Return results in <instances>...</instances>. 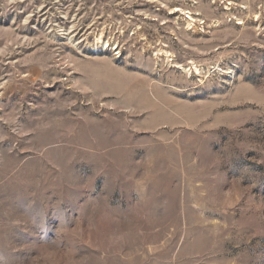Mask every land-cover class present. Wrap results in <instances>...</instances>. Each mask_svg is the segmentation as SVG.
Returning <instances> with one entry per match:
<instances>
[{"label":"rangeland","instance_id":"374dc122","mask_svg":"<svg viewBox=\"0 0 264 264\" xmlns=\"http://www.w3.org/2000/svg\"><path fill=\"white\" fill-rule=\"evenodd\" d=\"M0 264H264V0H0Z\"/></svg>","mask_w":264,"mask_h":264},{"label":"bare ground","instance_id":"6f19581e","mask_svg":"<svg viewBox=\"0 0 264 264\" xmlns=\"http://www.w3.org/2000/svg\"><path fill=\"white\" fill-rule=\"evenodd\" d=\"M190 18H191V20L193 21V18H192V17H190ZM239 22H240V21H239ZM237 23H238V22H237ZM196 69H198V68L196 67ZM198 73H199V72H198ZM198 73H197V74H198Z\"/></svg>","mask_w":264,"mask_h":264}]
</instances>
